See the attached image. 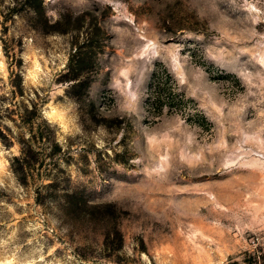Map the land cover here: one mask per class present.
Masks as SVG:
<instances>
[{"label":"rangeland","instance_id":"1","mask_svg":"<svg viewBox=\"0 0 264 264\" xmlns=\"http://www.w3.org/2000/svg\"><path fill=\"white\" fill-rule=\"evenodd\" d=\"M0 264H264V0H0Z\"/></svg>","mask_w":264,"mask_h":264}]
</instances>
